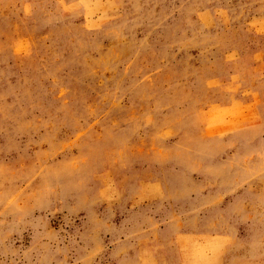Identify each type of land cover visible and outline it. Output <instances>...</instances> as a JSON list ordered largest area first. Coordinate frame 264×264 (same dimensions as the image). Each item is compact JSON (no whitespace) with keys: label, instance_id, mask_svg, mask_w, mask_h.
<instances>
[{"label":"rangeland","instance_id":"obj_1","mask_svg":"<svg viewBox=\"0 0 264 264\" xmlns=\"http://www.w3.org/2000/svg\"><path fill=\"white\" fill-rule=\"evenodd\" d=\"M0 264H264V0H0Z\"/></svg>","mask_w":264,"mask_h":264}]
</instances>
